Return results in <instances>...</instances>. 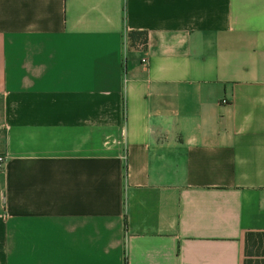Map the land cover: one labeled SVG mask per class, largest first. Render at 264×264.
Segmentation results:
<instances>
[{"label":"crops","instance_id":"0c3cea01","mask_svg":"<svg viewBox=\"0 0 264 264\" xmlns=\"http://www.w3.org/2000/svg\"><path fill=\"white\" fill-rule=\"evenodd\" d=\"M0 155V264H242L264 0H0Z\"/></svg>","mask_w":264,"mask_h":264},{"label":"trees","instance_id":"16d2710c","mask_svg":"<svg viewBox=\"0 0 264 264\" xmlns=\"http://www.w3.org/2000/svg\"><path fill=\"white\" fill-rule=\"evenodd\" d=\"M145 30L130 29L126 32L129 46L145 43ZM242 264H264V230H246L242 236ZM261 249V253H257Z\"/></svg>","mask_w":264,"mask_h":264},{"label":"built area","instance_id":"2783aa9c","mask_svg":"<svg viewBox=\"0 0 264 264\" xmlns=\"http://www.w3.org/2000/svg\"><path fill=\"white\" fill-rule=\"evenodd\" d=\"M141 60L144 61V58H141ZM221 101H225V100L222 99ZM2 160H3V158H2V156L0 155V167H1Z\"/></svg>","mask_w":264,"mask_h":264},{"label":"rangeland","instance_id":"374dc122","mask_svg":"<svg viewBox=\"0 0 264 264\" xmlns=\"http://www.w3.org/2000/svg\"><path fill=\"white\" fill-rule=\"evenodd\" d=\"M261 251H262L261 249H258L257 253H261Z\"/></svg>","mask_w":264,"mask_h":264}]
</instances>
